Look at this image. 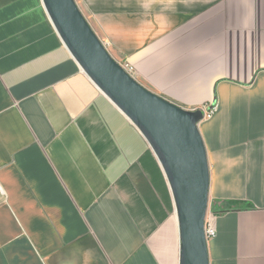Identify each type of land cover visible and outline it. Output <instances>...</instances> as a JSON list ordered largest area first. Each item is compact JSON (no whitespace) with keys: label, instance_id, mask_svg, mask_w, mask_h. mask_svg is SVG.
<instances>
[{"label":"crops","instance_id":"obj_1","mask_svg":"<svg viewBox=\"0 0 264 264\" xmlns=\"http://www.w3.org/2000/svg\"><path fill=\"white\" fill-rule=\"evenodd\" d=\"M119 63L187 110L209 164V264H264V0H75ZM174 198L140 131L43 0H0V264H179Z\"/></svg>","mask_w":264,"mask_h":264},{"label":"water","instance_id":"obj_2","mask_svg":"<svg viewBox=\"0 0 264 264\" xmlns=\"http://www.w3.org/2000/svg\"><path fill=\"white\" fill-rule=\"evenodd\" d=\"M80 69L143 135L173 194L180 236L179 264H209L205 217L209 164L198 124L201 110L183 109L141 85L108 52L75 0H43Z\"/></svg>","mask_w":264,"mask_h":264},{"label":"built area","instance_id":"obj_3","mask_svg":"<svg viewBox=\"0 0 264 264\" xmlns=\"http://www.w3.org/2000/svg\"><path fill=\"white\" fill-rule=\"evenodd\" d=\"M121 65H122V67L125 69V71L129 75L134 77L133 68L130 65H128L127 63H123ZM201 111L203 113V118H209L216 111V107L212 106V107H209V108H204ZM214 219H215V213L213 211H211L210 208H209V210H208V212L206 214V217H205V225H204L205 237H206L207 240H209V239H211V238H213L215 236Z\"/></svg>","mask_w":264,"mask_h":264}]
</instances>
